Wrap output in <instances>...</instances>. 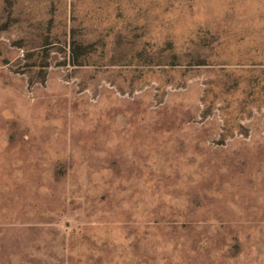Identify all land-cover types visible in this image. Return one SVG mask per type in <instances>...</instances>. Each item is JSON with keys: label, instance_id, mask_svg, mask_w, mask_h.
<instances>
[{"label": "rangeland", "instance_id": "obj_1", "mask_svg": "<svg viewBox=\"0 0 264 264\" xmlns=\"http://www.w3.org/2000/svg\"><path fill=\"white\" fill-rule=\"evenodd\" d=\"M0 264H264V0H0Z\"/></svg>", "mask_w": 264, "mask_h": 264}]
</instances>
